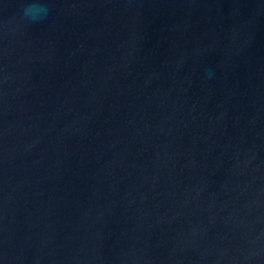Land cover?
Here are the masks:
<instances>
[{"label":"water","instance_id":"1","mask_svg":"<svg viewBox=\"0 0 264 264\" xmlns=\"http://www.w3.org/2000/svg\"><path fill=\"white\" fill-rule=\"evenodd\" d=\"M0 264H264V0H0Z\"/></svg>","mask_w":264,"mask_h":264},{"label":"clouds","instance_id":"2","mask_svg":"<svg viewBox=\"0 0 264 264\" xmlns=\"http://www.w3.org/2000/svg\"><path fill=\"white\" fill-rule=\"evenodd\" d=\"M40 12V8L38 5H28L23 10V17L25 19L31 18V20L35 21Z\"/></svg>","mask_w":264,"mask_h":264}]
</instances>
